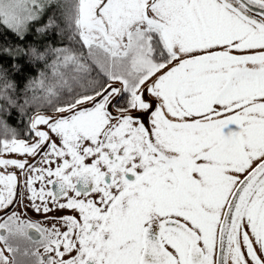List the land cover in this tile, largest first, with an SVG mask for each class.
I'll list each match as a JSON object with an SVG mask.
<instances>
[{"label": "snow or ice", "instance_id": "obj_1", "mask_svg": "<svg viewBox=\"0 0 264 264\" xmlns=\"http://www.w3.org/2000/svg\"><path fill=\"white\" fill-rule=\"evenodd\" d=\"M0 264H264V0H0Z\"/></svg>", "mask_w": 264, "mask_h": 264}, {"label": "flooded vegetation", "instance_id": "obj_2", "mask_svg": "<svg viewBox=\"0 0 264 264\" xmlns=\"http://www.w3.org/2000/svg\"><path fill=\"white\" fill-rule=\"evenodd\" d=\"M39 185H37V187H38ZM31 215H33V216H35V214L34 213H30ZM36 218H38V219H42V217H36Z\"/></svg>", "mask_w": 264, "mask_h": 264}]
</instances>
